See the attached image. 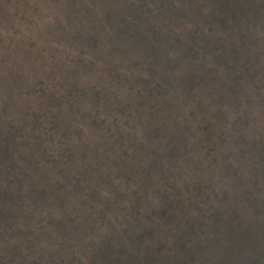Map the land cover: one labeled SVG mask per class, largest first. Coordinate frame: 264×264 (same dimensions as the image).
<instances>
[{
  "label": "rangeland",
  "instance_id": "1",
  "mask_svg": "<svg viewBox=\"0 0 264 264\" xmlns=\"http://www.w3.org/2000/svg\"><path fill=\"white\" fill-rule=\"evenodd\" d=\"M0 264H264V0H0Z\"/></svg>",
  "mask_w": 264,
  "mask_h": 264
},
{
  "label": "trees",
  "instance_id": "2",
  "mask_svg": "<svg viewBox=\"0 0 264 264\" xmlns=\"http://www.w3.org/2000/svg\"><path fill=\"white\" fill-rule=\"evenodd\" d=\"M148 47L151 48V50H153V48H154L153 45L150 44V42H149V46H148ZM188 49H189V47H188ZM188 51H190V50H187V52H188ZM187 52H186V53H187ZM200 75H201V76H200L199 78H201V79H203V77H205V76L208 77L207 72H206V73H203V74H200ZM198 76H199V75H198ZM208 79H211V77L208 78Z\"/></svg>",
  "mask_w": 264,
  "mask_h": 264
}]
</instances>
